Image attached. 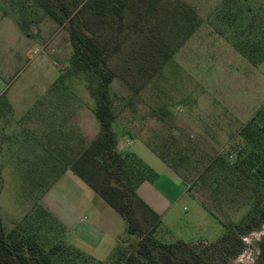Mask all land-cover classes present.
Returning <instances> with one entry per match:
<instances>
[{
    "label": "rangeland",
    "instance_id": "obj_1",
    "mask_svg": "<svg viewBox=\"0 0 264 264\" xmlns=\"http://www.w3.org/2000/svg\"><path fill=\"white\" fill-rule=\"evenodd\" d=\"M64 1L83 16L87 33L100 34L99 43L108 48L104 57L113 74L109 95L120 143L137 137L160 149L174 137L173 145L192 147L190 167L180 171L190 173L195 198L188 192L180 197L169 168L151 150L140 152L137 140L119 146L138 149L142 161L163 178L160 188L172 187L171 195L180 197L169 199L154 239L166 245L185 242L199 252L227 228L244 223L264 194V159L252 160L263 174L231 177L226 171L216 185L205 170L216 157H227L228 163L219 159L216 168L234 165V150L243 141L250 156L248 137L260 145L254 154L264 157V135H257L264 129V62L251 64L232 38L250 15H257L254 26H264V0H152V9L137 0L120 12L114 4L108 9V0ZM98 10L105 14L97 16ZM184 10H192L198 24L191 36L179 21ZM53 12L58 0H0V136L9 138L2 139L0 152V218L11 231L44 206L66 228L68 246L110 263L117 241L127 237L126 223L72 171L101 133L93 94L98 76L72 65L68 29ZM136 208L148 231L153 218ZM242 239L241 254L209 250L208 263L264 264V227Z\"/></svg>",
    "mask_w": 264,
    "mask_h": 264
},
{
    "label": "trees",
    "instance_id": "obj_2",
    "mask_svg": "<svg viewBox=\"0 0 264 264\" xmlns=\"http://www.w3.org/2000/svg\"><path fill=\"white\" fill-rule=\"evenodd\" d=\"M136 1L108 0V9L110 6L113 8L114 4V7L120 8V12L127 5H135ZM143 1H145L147 8L155 7L154 1ZM104 3L105 1L96 4L95 8H101V4ZM100 11H97V16L105 14ZM182 13V18L179 21H184L186 26L181 24L184 28L189 29L187 35L191 36L198 28V24L195 23L192 10L189 12L184 10ZM248 14L250 13L248 12ZM51 16L68 29L70 44L73 49L72 65L77 71H92L98 76V85L93 94L97 103L95 114L101 126V133L73 166L72 171L123 218L126 223L127 237L116 246L112 262L104 263L91 260L78 249L68 246L64 242L66 228L52 216L47 208L37 206L36 211L29 219L23 220L11 231L6 230L0 218V264H167L164 262V256L170 257L175 264H210L206 257V252L209 250L214 252L220 249L226 250L227 255L225 256L236 257L241 254L244 248L242 235L264 227V194L259 197L257 204L244 223L227 228L226 234L220 240L204 247L202 251L198 252L192 249L185 242L180 241L176 244L166 245L154 239L153 235L158 223L160 224L161 216L154 212L138 196L137 192L144 182L154 183L158 179V174L136 154L124 151L119 147L120 141L114 130L117 114L112 108L109 95L113 74L109 71L107 60L104 57V54L108 53V48L99 43L100 34L96 32L87 33L84 18L73 5H69L64 0H58V12L51 13ZM256 16L250 15L246 24L237 26L236 30L240 32V35L232 38L236 40L235 45L241 52L240 54L258 67L264 62V26L262 24L253 25L256 22ZM257 32L262 34H257ZM255 121L254 118L248 127L253 125ZM245 129L246 127L242 132ZM263 130V128L259 129L257 135H264ZM247 132L250 135V130ZM3 138L9 140L7 136H0V152L3 151L1 145L4 142L2 141ZM172 138L175 141L174 137ZM251 140L248 137V146L250 148L253 146L251 155L249 156V152L246 151L245 141H243V144L234 150L237 151V154L236 162L232 166L225 165L224 169L216 168V161L221 159L224 163L227 157L214 158V161L205 170V174L210 175L209 182L211 184H218V177L220 179L226 171L231 177L236 172L237 174L252 173L255 176L263 174L262 169L257 170L252 166L253 159L261 160L264 157L254 154L257 152L255 147L258 148L260 145H258L257 140L255 142ZM174 141L166 139L160 149H155L152 146L150 148L182 178L189 186L188 192L192 195L193 187L188 183L190 173L186 170L180 171L184 165L187 168L190 167L187 158L189 157L188 153L191 154L192 147L186 145L177 147L172 144ZM230 154H232L231 151ZM229 155L227 156L229 157ZM202 175H198L197 178ZM192 196L194 197V195ZM137 206L143 209L146 219L153 218V227L148 231L143 230L136 217ZM131 237H136L137 241H132Z\"/></svg>",
    "mask_w": 264,
    "mask_h": 264
},
{
    "label": "crops",
    "instance_id": "obj_3",
    "mask_svg": "<svg viewBox=\"0 0 264 264\" xmlns=\"http://www.w3.org/2000/svg\"><path fill=\"white\" fill-rule=\"evenodd\" d=\"M5 91V89H4ZM3 91V92H4ZM2 92V93H3ZM137 140L141 147H138L139 151L141 152L142 149L143 150H151L152 152H154L143 140H141L140 138L137 137H133L132 139L127 138L124 143H120V146H123V149L128 146L130 147L133 144V141ZM137 149V150H138ZM133 152L134 154H136L141 160H143L138 152ZM155 153V152H154ZM164 163V162H163ZM147 164V163H146ZM165 164V163H164ZM148 165V164H147ZM166 165V164H165ZM149 166V165H148ZM151 167V166H150ZM166 167H168L166 165ZM152 168V167H151ZM169 168V167H168ZM169 172V176L168 178L170 180L174 181L175 187H180V197L183 196V194H185V192H188V185L182 180V178L172 169H168ZM163 182V178L158 174V179L154 182V183H150V182H144L138 189V196L154 211L156 212L158 215H160L161 217H163L168 210L170 209L171 206V202L169 201V199L171 197H173V201L178 200L180 197L176 196H172L171 195V188L169 186H166L165 189H161L160 187L161 184ZM165 191V193L163 192ZM189 193V192H188ZM190 194V193H189ZM122 239H119L117 241L116 246L121 242Z\"/></svg>",
    "mask_w": 264,
    "mask_h": 264
}]
</instances>
